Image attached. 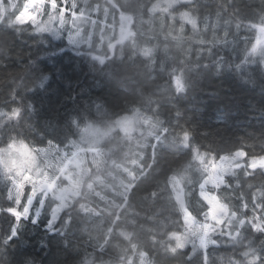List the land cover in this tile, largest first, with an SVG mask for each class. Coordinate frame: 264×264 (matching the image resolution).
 Returning a JSON list of instances; mask_svg holds the SVG:
<instances>
[{
  "label": "trees",
  "instance_id": "16d2710c",
  "mask_svg": "<svg viewBox=\"0 0 264 264\" xmlns=\"http://www.w3.org/2000/svg\"><path fill=\"white\" fill-rule=\"evenodd\" d=\"M158 1L77 0L75 13L87 15L80 25L86 43L18 22L24 0L0 17V157L21 143L70 148L89 127L139 116L132 134L114 129L99 153H89L79 196L55 226L56 195L39 192L31 204L32 184L17 192V174L0 165V264H9L3 242L13 216L21 240L32 241L26 264L57 257L62 264H264V167L251 168L264 156V66L249 52L264 40L257 38L264 0H191L169 13L152 10ZM42 41L66 49L72 63L57 64L88 92L56 108L61 95L78 91L60 84L34 113L30 101L40 108L39 88L47 84L38 76ZM50 117L54 130L46 127ZM239 150L246 156L225 184L208 183L229 217L202 244L187 229L172 181L182 183L195 220L206 222L210 206L200 185L210 159ZM124 183L132 185L128 192ZM30 214H43L47 234ZM44 235L47 256L36 243Z\"/></svg>",
  "mask_w": 264,
  "mask_h": 264
},
{
  "label": "rangeland",
  "instance_id": "374dc122",
  "mask_svg": "<svg viewBox=\"0 0 264 264\" xmlns=\"http://www.w3.org/2000/svg\"><path fill=\"white\" fill-rule=\"evenodd\" d=\"M18 1L20 0H0V17L5 15L8 9L14 8ZM189 1L191 0H159L152 10L169 13L174 7ZM60 2L61 5L58 9V3L55 0L49 2L50 6H46L45 0H24L16 20L20 23L38 24L42 31L56 38H60L66 31L71 42H88L80 26L85 23L87 15L79 14L80 12L75 13L77 0H61ZM57 9L58 12H56ZM67 13H71L69 21H67ZM43 15L45 18L42 19ZM66 23L69 24L67 29L65 28ZM262 37H264V33L260 32L257 38L261 39ZM249 52H251V57H258L264 66V40H261L260 44L254 46ZM137 115H127L107 128L89 127L80 141L73 143L70 148L54 145L45 149L32 150L28 144L21 143V146H13L3 152L0 157V165L3 163V166L14 171V175L17 174L15 180L17 192L22 190L25 183L32 184L34 188L30 197L31 204L39 192H43L45 196L56 195L58 202L52 210L49 222L50 226H55L64 210L79 196L82 175L86 172L85 163L89 158V153H99L100 149L97 146L114 129H119L127 135L132 134L139 121ZM245 156V152L239 150L233 155L210 159L211 162L207 166L208 174L201 183L200 191L201 196L210 206L206 222L195 220L186 207L182 183L176 179L172 181L175 197L182 209L187 229L202 244L206 243L209 234L220 231L223 222L229 217L228 207L219 202L217 197L209 191L208 183H213L216 186L224 185L225 175L239 167ZM251 164L264 167V156L254 158ZM131 178L134 179V176L131 175ZM131 186L130 183H124L122 190L128 192ZM31 204L27 208V214Z\"/></svg>",
  "mask_w": 264,
  "mask_h": 264
},
{
  "label": "snow or ice",
  "instance_id": "6c2138e0",
  "mask_svg": "<svg viewBox=\"0 0 264 264\" xmlns=\"http://www.w3.org/2000/svg\"><path fill=\"white\" fill-rule=\"evenodd\" d=\"M41 43L45 44V47L41 50L40 56L38 57L40 64L44 65L45 67L38 73L39 77H42L45 81H47L46 85H42L39 88L40 94V105L41 107H37L36 100L30 101V106L32 111L35 113L37 111L43 110L44 101L47 100L50 102V98L55 96L57 92H59V85L63 84L66 89L73 88L75 84L76 89L75 95L73 92H67L60 96V99L56 105V108H62L65 104H73L77 101L80 97L85 96L88 92V89L85 87H81L79 81H73L71 78L64 76V65L63 63L58 65L57 61L64 58V61L67 63H72L71 57L68 56L66 49L59 45H53L51 42L42 41ZM29 59H31V54H29ZM7 67V66H5ZM261 72L264 73V67H261ZM46 73V74H45ZM247 82V77H240ZM55 82V83H53ZM33 96L36 95V90L32 93ZM226 105H221V108L225 107ZM46 127L50 129H55V120L54 118L50 117L46 121ZM8 215H11V212H8ZM43 218V214L35 215L30 214L28 217V221L34 223L36 227H40L41 230L47 234L48 233V223L47 220H44V223L41 224V220ZM13 222L9 229V234L7 239L3 242L4 243V250L5 255L9 257V264H26L27 258L32 255L29 251V248L32 246L31 240H21V232L22 228L16 225L15 217L12 218ZM26 227V225H25ZM17 241H20L17 244ZM36 243L39 245L41 249L44 250V255L47 256L49 252H51V246L49 241L46 237L40 236ZM11 249V251H9ZM14 253V255H13ZM189 259L192 257L189 256ZM50 264H62V257H57L55 260H52Z\"/></svg>",
  "mask_w": 264,
  "mask_h": 264
},
{
  "label": "water",
  "instance_id": "95a60500",
  "mask_svg": "<svg viewBox=\"0 0 264 264\" xmlns=\"http://www.w3.org/2000/svg\"><path fill=\"white\" fill-rule=\"evenodd\" d=\"M257 168V166L255 165V166H252V169H256Z\"/></svg>",
  "mask_w": 264,
  "mask_h": 264
}]
</instances>
